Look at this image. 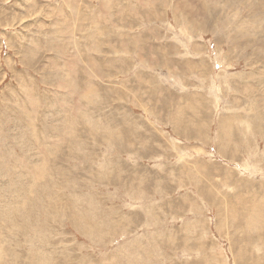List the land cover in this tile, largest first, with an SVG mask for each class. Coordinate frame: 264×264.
I'll return each mask as SVG.
<instances>
[{
  "label": "rangeland",
  "instance_id": "374dc122",
  "mask_svg": "<svg viewBox=\"0 0 264 264\" xmlns=\"http://www.w3.org/2000/svg\"><path fill=\"white\" fill-rule=\"evenodd\" d=\"M0 257L264 264V0H0Z\"/></svg>",
  "mask_w": 264,
  "mask_h": 264
},
{
  "label": "bare ground",
  "instance_id": "6f19581e",
  "mask_svg": "<svg viewBox=\"0 0 264 264\" xmlns=\"http://www.w3.org/2000/svg\"><path fill=\"white\" fill-rule=\"evenodd\" d=\"M249 85V84H248ZM47 256V255H46ZM1 258V257H0ZM39 259V258H38ZM46 259V258H45ZM43 260V259H42ZM37 262H38V260H37Z\"/></svg>",
  "mask_w": 264,
  "mask_h": 264
}]
</instances>
